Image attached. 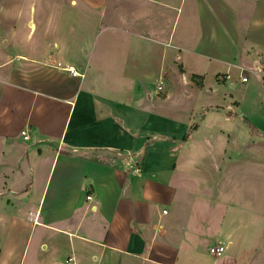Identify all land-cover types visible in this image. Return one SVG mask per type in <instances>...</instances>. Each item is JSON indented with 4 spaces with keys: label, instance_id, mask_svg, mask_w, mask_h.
<instances>
[{
    "label": "crops",
    "instance_id": "1",
    "mask_svg": "<svg viewBox=\"0 0 264 264\" xmlns=\"http://www.w3.org/2000/svg\"><path fill=\"white\" fill-rule=\"evenodd\" d=\"M110 1L0 0V264H25L16 252L36 229L42 249L63 235L75 264H244L230 263L236 219L206 212L239 157L233 126L247 118L264 138L248 96L264 92V0H191L184 15L130 0L142 7L122 16ZM83 15L91 30L73 21ZM210 116L228 142L216 163L201 160ZM255 248L245 264H264Z\"/></svg>",
    "mask_w": 264,
    "mask_h": 264
},
{
    "label": "rangeland",
    "instance_id": "2",
    "mask_svg": "<svg viewBox=\"0 0 264 264\" xmlns=\"http://www.w3.org/2000/svg\"><path fill=\"white\" fill-rule=\"evenodd\" d=\"M47 3L51 1L53 4L56 2L67 3L73 0H44ZM163 4L179 5L182 4L184 7V14H187L190 9L191 0H159ZM50 3V2H49ZM112 5H116L117 13L120 16L123 15L125 10H139L142 6L138 3H131L130 0H111ZM120 11V12H118ZM250 20V18L248 19ZM75 23L78 21L82 22V26L87 30H91L92 21L90 17L83 15L82 17H76L73 19ZM152 81L156 82V76L152 77ZM264 92L258 89L250 92L248 95L251 98H255V103L260 111L264 112ZM246 98V96H245ZM249 109V105L244 107ZM252 108V107H251ZM211 118V120H210ZM207 125L208 129H203L202 132L210 138V147L206 150V155L201 160H211L212 163H216L218 152H223L227 148V138L223 135L214 136L212 128L215 124L220 122L218 116H210ZM230 126L229 124H224ZM253 125V123H252ZM254 126V125H253ZM211 127V128H210ZM233 129L237 131L236 140L233 141L234 154L238 152V159L231 160L228 162L229 168L228 173L222 175L221 183L218 186L220 190V198L216 195V186L209 185L210 190V204L207 205V212L209 215L213 214L219 216L223 211H227L228 216L236 219V227L233 229L232 239L234 245L230 251L236 247L238 249V258L233 254V260L230 263H234L236 259L241 260L242 263H247L251 260L254 255L255 247L264 246V138L261 135H257L255 130L248 125L243 128L233 126ZM192 130L187 129L184 135L188 133V136ZM201 132V133H202ZM238 147V149H236ZM254 147V149H251ZM236 152V153H235ZM235 161H237L235 163ZM237 165L235 168H231V165ZM210 183V180H209ZM216 199L221 200L219 204H214L213 201ZM228 206V208L226 207ZM187 206H182V210L187 211ZM197 211L202 212V208L197 204ZM259 216V221L257 220ZM228 228H232V223L228 221ZM35 231V230H34ZM39 229H36L30 237L25 236L20 241V247L16 254L18 258L24 259L25 264H31L35 259L47 257V256H59L63 260H67L71 255V245L60 235L58 231H51V235L44 239L46 249L40 248V234ZM57 234V236L55 235ZM61 236V237H58ZM2 240V239H1ZM0 246L5 248L8 246L7 242H0ZM43 246V245H42ZM6 255H12L11 252ZM228 255H231L229 253ZM228 255L223 258L227 259ZM236 257V258H235ZM207 258L214 260L213 256L208 255ZM243 260V261H242ZM65 262V261H64Z\"/></svg>",
    "mask_w": 264,
    "mask_h": 264
},
{
    "label": "built area",
    "instance_id": "3",
    "mask_svg": "<svg viewBox=\"0 0 264 264\" xmlns=\"http://www.w3.org/2000/svg\"><path fill=\"white\" fill-rule=\"evenodd\" d=\"M59 66H60V64H59ZM64 69L66 71L70 72L72 75H75V76H84V73L79 72L73 66H66V67H64ZM255 70L261 71L259 68H256ZM241 81L242 82L248 81V77L246 75H241ZM162 84H163V82L160 81L159 89L162 88ZM21 134H22L24 140H28V136H27L26 131H22ZM139 170L140 169H137V171H139ZM91 198H92V196L90 194L87 195V199H91ZM231 245H232V241H228L227 243H224V244H215V245H212L209 248V253L214 258H218V257L222 256L225 252H227V250L229 249V247ZM61 264H75V262H74L73 258H69L66 262L61 263Z\"/></svg>",
    "mask_w": 264,
    "mask_h": 264
},
{
    "label": "trees",
    "instance_id": "4",
    "mask_svg": "<svg viewBox=\"0 0 264 264\" xmlns=\"http://www.w3.org/2000/svg\"><path fill=\"white\" fill-rule=\"evenodd\" d=\"M244 122H245L248 126H250V127L252 128V130H255V127L252 125V123H251L247 118H244ZM195 128H196V125H192V126L190 127V130H193V129H195ZM187 137H188V133H186V134L184 135L183 139L186 140Z\"/></svg>",
    "mask_w": 264,
    "mask_h": 264
}]
</instances>
